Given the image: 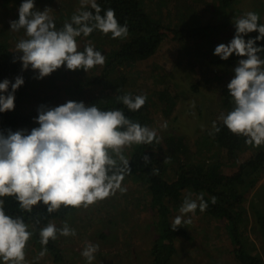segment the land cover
I'll return each mask as SVG.
<instances>
[{
  "label": "clouds",
  "instance_id": "9594fccd",
  "mask_svg": "<svg viewBox=\"0 0 264 264\" xmlns=\"http://www.w3.org/2000/svg\"><path fill=\"white\" fill-rule=\"evenodd\" d=\"M81 8L70 21L57 28L51 8H36L35 0H22L18 19L9 21L10 31L24 30L26 38L20 39L16 51L22 70L29 67L37 79L48 76L61 66L68 70L85 72L105 63V55L92 43L81 50L78 37H88L99 30L112 38L128 35L127 22L121 24L112 8L103 9L97 0H80ZM233 38L219 43L214 55L221 60L240 57L233 68L234 75L227 84L233 107L218 119L236 135L246 138V143L264 145V23L255 11L235 17ZM258 33L255 37L250 33ZM247 37V39H246ZM15 62V59H14ZM25 83L22 75L14 81H0V113L14 109L15 92ZM10 89V90H9ZM146 95L130 93L117 96L129 111L139 110ZM38 126L18 130H0V262L25 264V248L33 233L21 216L9 215L3 197L14 196L19 206L29 212L43 203L48 212L63 207L79 208L114 195L122 187L124 174L130 171L129 160L123 149L132 144H151L156 130L130 119L121 108L101 109L96 103L68 100L58 106L41 105L34 118ZM167 127V123L163 125ZM213 132H219L216 121ZM148 160V157H144ZM216 202V197H211ZM208 202L204 193L187 192L174 224L191 223V216L199 209L206 210ZM75 236L76 229L67 223L57 227L49 222L40 229L42 245L57 236ZM99 249L89 242L81 255L91 264ZM43 247L39 253H47Z\"/></svg>",
  "mask_w": 264,
  "mask_h": 264
},
{
  "label": "rangeland",
  "instance_id": "374dc122",
  "mask_svg": "<svg viewBox=\"0 0 264 264\" xmlns=\"http://www.w3.org/2000/svg\"><path fill=\"white\" fill-rule=\"evenodd\" d=\"M140 1L149 16L160 19L167 26L177 27L194 23L212 25L217 29L210 32L204 40L196 38L178 42L165 39L147 61L122 66L119 74H124L129 80L127 93L146 95L147 100L152 103L151 128L156 130L159 143L167 144L168 138H171L175 141L174 144H183L186 151L183 155L180 153L183 159H198L205 164L218 160L223 163L224 173L234 172L235 166L226 159L225 153L212 147L211 142L206 146L210 139L207 142L205 140L209 138L208 132L212 128V122L220 121L218 117L224 113L220 91L230 82L238 60L221 66L212 64L211 61L216 57L213 54L216 45L228 43L233 38L235 27L232 20L234 22L235 17L247 11H255L264 23V0H234L232 6L224 11H216L213 0ZM21 2L22 0H0V42L13 52L16 51V43L26 38L23 29L10 31L9 24V21L18 19ZM35 6L40 10L51 8L50 15L54 20L60 21H65L81 8L80 0H35ZM77 40L81 50L86 44L92 43L105 58L115 47L112 40ZM104 64L94 66L87 72L83 69L68 70L61 66L42 79H37V73L29 67L32 83L21 111L31 116L32 123L18 129L30 130L38 126L34 118L41 105L58 106L68 100L83 101L89 89L98 92L97 87L76 85L85 84L86 80L99 74ZM194 85H197L196 91L192 90ZM164 89H167L170 95L167 99L170 98V101L161 103L157 97ZM172 100L174 104L171 108L169 103H172ZM165 122L167 127H163ZM174 144L169 142L166 149L175 151ZM251 152L242 159L247 158ZM123 153L128 158L130 147L126 146ZM137 183L138 181L131 179L122 181V187L127 189L125 192L117 190L114 195L98 200L96 206L95 203L88 207L81 206L55 223L57 227H63L64 223H67L71 228H81L79 233L76 231L75 236L58 234L63 257L61 262L55 263L50 253L40 257V248L30 239L25 248V264L35 261L40 264H89L81 255L89 242L99 245L91 264H151L150 250L157 232L153 225L154 216L148 206L150 196L143 186ZM245 189L243 207L252 227L247 232L246 247L254 248L264 262V238L255 222L256 214H264V172L257 176L255 184H247ZM179 208L170 210L169 220L172 225H175L174 218L180 214ZM116 215L122 216L123 219L115 221ZM186 215L191 216V223L179 225L185 229L187 237H180L175 241L176 254L172 257V264H233L230 237L223 224L199 209L194 215ZM115 222L119 223L115 225ZM83 227L88 229L87 233L83 232ZM100 233L106 234L107 237L101 239Z\"/></svg>",
  "mask_w": 264,
  "mask_h": 264
},
{
  "label": "trees",
  "instance_id": "16d2710c",
  "mask_svg": "<svg viewBox=\"0 0 264 264\" xmlns=\"http://www.w3.org/2000/svg\"><path fill=\"white\" fill-rule=\"evenodd\" d=\"M233 2L234 0H213L212 4H214L216 11L217 9L224 11L230 8ZM97 3L100 4L102 10L114 9L116 18L121 24L127 22L128 35L125 38H112L110 33L104 34L95 30L88 37L83 35L78 37L103 39L104 41L112 40L115 47L107 54L103 70L94 75L92 79L86 80L85 84L76 86L97 87L99 89L98 92L91 89L86 92L84 97L86 100H83L85 104L96 103L101 109L121 108L130 119L151 127L153 111L152 103L149 100L146 99L145 104L136 111H129L122 102L117 100V96L128 94L126 86L129 84V80L124 74H119L120 68L129 63L147 61L155 54L165 39L178 42H186L196 38L204 40L210 32H215L217 27L194 23L177 27L167 26L160 19L149 16L140 0H97ZM70 19L71 16L65 21H70ZM65 21L54 20L57 28L62 27ZM257 34L253 32L249 36L255 37ZM258 44H264V41H260ZM20 55L9 50L5 44L0 42V81L5 78L14 81L17 75H22L25 81L15 92L14 109L0 113V130L11 129L15 131L32 123L31 116L21 111L24 98L31 87L32 78L28 69L22 70ZM239 59L240 57L235 55L230 56L227 60H221L216 56L212 58L211 62L221 66ZM196 86H192L193 91H196ZM220 95L221 108L226 114L233 107L227 86L221 89ZM167 96L170 95L167 89H164L157 98L159 101L161 100V103L169 102L170 98L167 99ZM173 100L172 103H169L171 108L174 104ZM216 124L220 131L213 132L211 128L208 132L209 138L207 137L205 140L207 142L210 139L206 146H209L211 142L212 147L225 153L226 159L230 160V164L234 165L236 169L229 174L224 173L222 170L223 163L218 160L205 164L198 159H183V152H186L183 144L180 142L174 144L175 141H172L171 138H168L167 144L170 142L175 145V151L172 152L166 149L168 147L166 143L164 145L159 143L157 136L151 144H132L129 146L130 171L124 174L123 181L127 179L138 181L137 184L142 185L145 192L150 196L148 206L154 216L153 225L157 232V237L150 250L151 264H172V257L176 254L175 241L180 237H187L185 229L172 225L169 220L170 210L180 207L187 192L204 193V199L208 202V207L204 213L221 222L229 234L234 256L233 264H264L254 248L246 247L247 232L252 227L243 207L245 194L243 189L247 184L249 186L255 184L257 176L264 172V145L254 146L246 143L244 136L229 131L222 121H218ZM248 152L251 154L242 159ZM145 156L148 157V160L144 159ZM213 196L216 197L215 203L211 202ZM3 199L5 211L9 215L23 217L29 225V230L33 233L30 238L32 242L40 250L47 247V253L51 254L53 261L55 263L61 262L63 257L61 255L62 249L59 246V236L55 240L50 239L45 246L40 242L39 232L50 221L57 223L67 215L77 211L78 208L61 206L58 210L50 213L47 211L46 205L38 203L29 212L19 206L14 196H5ZM97 202H95V206L98 204ZM122 219V216H115V221ZM108 222L110 223L109 220ZM255 222L259 225L264 238V214H256ZM116 223L119 222L114 224L116 225ZM82 229L84 233H87L86 227ZM80 230V227L76 229L78 233ZM99 236L101 239L107 237L104 233H100ZM32 264L40 263L35 261Z\"/></svg>",
  "mask_w": 264,
  "mask_h": 264
}]
</instances>
